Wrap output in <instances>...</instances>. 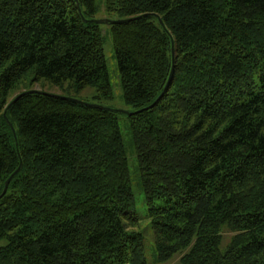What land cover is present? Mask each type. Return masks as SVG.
<instances>
[{
    "label": "trees",
    "instance_id": "trees-1",
    "mask_svg": "<svg viewBox=\"0 0 264 264\" xmlns=\"http://www.w3.org/2000/svg\"><path fill=\"white\" fill-rule=\"evenodd\" d=\"M105 11L157 260L264 264V0ZM96 12L0 0V264H147Z\"/></svg>",
    "mask_w": 264,
    "mask_h": 264
},
{
    "label": "rangeland",
    "instance_id": "rangeland-1",
    "mask_svg": "<svg viewBox=\"0 0 264 264\" xmlns=\"http://www.w3.org/2000/svg\"><path fill=\"white\" fill-rule=\"evenodd\" d=\"M95 4L97 7V12L94 19H117L116 15H110L106 13L105 0H95ZM100 30L103 40V51L107 64L109 82L112 89V98L101 99L100 103L107 108L131 111L132 107L125 103L122 94L121 81L114 54L113 40L110 33V25L102 24L100 25ZM34 89H39V86H35ZM45 92L58 93V91L54 88H48L45 90ZM117 118L126 151L131 188L134 196L135 213L140 218V230L143 233V246L147 264H182L180 261L181 253L174 255L166 262H159L157 260L152 230L147 217L146 200L140 183L137 155L133 145L132 134L129 127V119L125 113H118ZM227 237L228 235L224 238L222 247L225 246ZM3 244H5V240H0V245Z\"/></svg>",
    "mask_w": 264,
    "mask_h": 264
},
{
    "label": "water",
    "instance_id": "water-1",
    "mask_svg": "<svg viewBox=\"0 0 264 264\" xmlns=\"http://www.w3.org/2000/svg\"><path fill=\"white\" fill-rule=\"evenodd\" d=\"M79 10V13L82 17V19L84 21H87L83 16H82V13H81V10ZM136 18H117V19H90L88 20V22H91V23H95V24H98V25H113V24H122V23H127L129 21H132ZM173 72H174V49L172 47V67H171V71H170V75H169V79H168V82L163 90V92L160 94V96L149 106L145 107L144 109H149L151 107H153L160 99L161 97L163 96V94L167 91L168 87H169V84H170V81H171V77L173 75ZM32 93H39V94H44V95H49L51 97H59L57 94H52V93H46V92H42L38 89H33V90H28V91H23L19 94H17L15 96V98L10 102L9 106L12 105L15 101H17L20 97L24 96V95H27V94H32ZM63 99H66V100H71L73 102H76V103H79V104H83V105H87V106H95V107H99V108H102V109H106L108 111H111V112H114V113H125L127 115H130L131 113L133 112H130V111H127V110H118V109H112V108H107V107H104V106H101V105H97V104H91V103H87V102H84L82 100H79L77 98H70V97H63ZM3 117L5 119V121L10 125V127L12 128L13 132H14V129L12 127V124L8 121V118L6 116V113L4 112L3 114ZM20 169V166L18 167V169L13 172V174H11L8 179L5 181V185H4V188H3V191L1 192L0 194V197L5 193L7 187H8V184L11 180V178L13 177V175L19 171Z\"/></svg>",
    "mask_w": 264,
    "mask_h": 264
}]
</instances>
